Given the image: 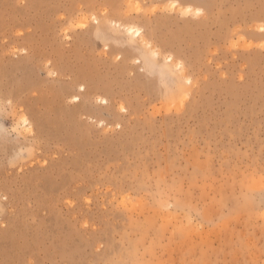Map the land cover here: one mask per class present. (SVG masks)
Here are the masks:
<instances>
[{"label": "rangeland", "instance_id": "obj_1", "mask_svg": "<svg viewBox=\"0 0 264 264\" xmlns=\"http://www.w3.org/2000/svg\"><path fill=\"white\" fill-rule=\"evenodd\" d=\"M0 264H264V0H0Z\"/></svg>", "mask_w": 264, "mask_h": 264}, {"label": "bare ground", "instance_id": "obj_2", "mask_svg": "<svg viewBox=\"0 0 264 264\" xmlns=\"http://www.w3.org/2000/svg\"><path fill=\"white\" fill-rule=\"evenodd\" d=\"M187 11H189V12L192 11L191 7H187ZM200 12H201V9H196V13H200ZM128 31H130V33L132 32V34L134 33V35H139V33H140L139 29H134V28H132V27H129V28H128ZM81 89H82V90L85 89L84 85H81ZM71 97H72V99L75 100V101H77V100L80 99L79 96L76 95V94H73Z\"/></svg>", "mask_w": 264, "mask_h": 264}]
</instances>
